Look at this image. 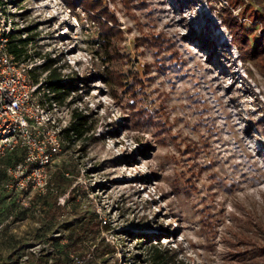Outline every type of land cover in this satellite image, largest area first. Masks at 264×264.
<instances>
[{"label": "rangeland", "instance_id": "374dc122", "mask_svg": "<svg viewBox=\"0 0 264 264\" xmlns=\"http://www.w3.org/2000/svg\"><path fill=\"white\" fill-rule=\"evenodd\" d=\"M98 1L120 31L110 39L118 58L79 0H0L37 100L88 117L81 139L62 135L55 191L23 206L0 188V264L61 263L52 239L68 235L71 264H155L153 247L183 264H264L244 253L264 246V60L241 59L221 20L229 8L260 53L264 1ZM158 35L172 48L139 42ZM54 69L63 85L77 78L62 102L48 87Z\"/></svg>", "mask_w": 264, "mask_h": 264}, {"label": "built area", "instance_id": "2783aa9c", "mask_svg": "<svg viewBox=\"0 0 264 264\" xmlns=\"http://www.w3.org/2000/svg\"><path fill=\"white\" fill-rule=\"evenodd\" d=\"M1 16V14H0ZM9 20L0 17V173L1 186L23 206L30 195L55 191L51 168L62 150V132L71 115H59L37 99L40 85L31 78L32 64L10 52ZM17 155L18 160L10 159Z\"/></svg>", "mask_w": 264, "mask_h": 264}, {"label": "trees", "instance_id": "16d2710c", "mask_svg": "<svg viewBox=\"0 0 264 264\" xmlns=\"http://www.w3.org/2000/svg\"><path fill=\"white\" fill-rule=\"evenodd\" d=\"M78 0H68L69 6L74 9L75 8V2ZM140 4L145 5V0H140ZM264 0H256L258 4L262 3ZM79 2L82 5V8L85 12L90 13L91 16H93L94 20L98 22V24L101 27L103 37L102 46L103 51L108 52L109 58H118V54L112 47V43L110 39L112 37H116L120 34L119 29H114L110 25H108V21L111 23L115 22V18L113 14L109 13L106 8H102V3L98 0H79ZM264 10V7H263ZM89 14V15H90ZM96 15L98 17L96 18ZM100 17V18H99ZM91 18V17H90ZM104 18V19H102ZM223 25L226 26L227 29H229L232 37V41L237 45L238 50L240 52L241 59L243 60H254V59H260L262 58L264 60V51L258 52L259 50V41L254 43V46L251 44L250 38L247 36V31L244 30V26L239 20L235 17H233L232 13L229 11V8L225 9L222 17ZM261 24L263 25L264 29V17L261 20ZM11 36V34H10ZM154 37V36H152ZM10 38V37H9ZM147 38H150L149 36H145L142 39H139V42L141 44H148V45H154L157 50H169L172 48L173 43L168 38H165L163 36H156V38H153L151 41H147ZM21 45H12L10 46V52L15 56L16 59L20 60L21 55L24 52V40H20ZM261 46H264V44H261ZM253 50V51H252ZM252 51V52H251ZM174 58H177L178 56L173 54ZM22 61V60H21ZM25 61V60H23ZM254 62V61H252ZM54 61L47 60L46 63H44L43 68L50 70ZM248 74L251 76V72H248ZM108 80L115 83V86L118 88H122L124 86V83H122V77L120 74L115 73H107ZM48 87L50 90L53 91L54 99L62 102L64 99L70 94L71 88L75 89L77 78L70 79V82L68 85H63L62 81L60 80V74L56 72V70H51L48 77ZM34 82V81H33ZM35 83V82H34ZM126 91L131 94V96H134L133 90L131 87H126ZM138 114V113H137ZM143 115V114H142ZM147 119H144L145 121H149V123L152 125L153 121L150 117H146ZM141 122V117H140ZM88 117L85 115L82 111H78L77 109H74L71 113V122L69 126L64 129L62 132V135L64 138H66L68 141H75L81 139L87 132H88ZM141 125H143L141 123ZM160 128L161 126L158 125ZM10 159L18 160L19 157L15 155L14 157H8V161ZM5 176L4 174L0 173V188L2 190H5L1 184L4 182ZM6 191V190H5ZM44 197V196H43ZM44 204V203H43ZM250 238V237H249ZM65 243H62L63 237L52 239V242L55 243V250L57 252L63 253L62 262L55 264H71L69 261V257L71 256V253L75 250L76 243L74 242L73 238L68 235L64 238ZM244 253L247 254V256H251L252 258H262L264 259V246H257L253 245V248L250 250H245ZM152 258L155 264H183L181 261L177 260V255L175 254V251H161L160 249L153 247L152 249ZM81 261V259L76 256L75 264H79L78 262ZM80 264H83L81 262Z\"/></svg>", "mask_w": 264, "mask_h": 264}]
</instances>
